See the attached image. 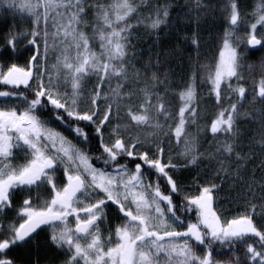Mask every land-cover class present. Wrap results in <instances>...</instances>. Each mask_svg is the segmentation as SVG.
I'll return each instance as SVG.
<instances>
[{
    "label": "snow or ice",
    "instance_id": "1",
    "mask_svg": "<svg viewBox=\"0 0 264 264\" xmlns=\"http://www.w3.org/2000/svg\"><path fill=\"white\" fill-rule=\"evenodd\" d=\"M144 3L0 0L27 25L0 37V264H23L18 251L45 233L64 264H264V214L257 223L253 204V214L224 217L214 207L219 186L209 180L186 190L170 155L175 142L183 167L204 156L216 161L217 173L243 178L255 153L238 151L247 102L257 105L251 119L264 153V60L250 101L244 83L254 75L245 53L264 52V0L254 22L242 20L237 0L224 6L218 60L204 66L218 106L205 130L224 143L207 155L189 131L199 119L195 75L179 93L177 113L160 94L156 72L146 75L151 65L141 70L129 58L137 25L169 23V5L145 17ZM200 7L201 0L189 4L190 11ZM192 43L199 47L197 36ZM106 220L119 223L105 236Z\"/></svg>",
    "mask_w": 264,
    "mask_h": 264
},
{
    "label": "trees",
    "instance_id": "2",
    "mask_svg": "<svg viewBox=\"0 0 264 264\" xmlns=\"http://www.w3.org/2000/svg\"><path fill=\"white\" fill-rule=\"evenodd\" d=\"M137 2L139 3V0ZM237 2L241 8L242 20L254 22L252 12L259 0H237ZM195 3L196 0H145L140 8L141 15L147 17L155 6L167 4L170 6L169 23L161 25L158 30H146L144 27L146 20L137 25L132 39L134 51L129 52V58L135 56L136 66L141 70H143V66L151 65L146 75L151 77L152 72H156L160 94L167 97L172 111L177 113L181 103L179 93L185 89L186 85L193 83L192 78L195 75L196 91L199 96V119L196 124L189 125V131L198 139L199 152L207 155L216 153V148L222 147L224 143L223 135H220V139L214 140L211 132L205 130L217 114L218 106L214 96L209 92L210 85L205 82L206 69L204 66H213L214 62L218 60L223 43L222 37L228 28V20L223 13L228 0H201V7L190 11L189 4L195 7ZM208 5L212 6L211 11L206 10ZM137 18L132 20L133 24H136ZM14 24L21 28L27 26L19 16L13 15L6 8H0V37H3L6 29ZM243 26L242 23L241 36L244 35ZM194 35L198 37V48L192 43ZM240 47L243 48L245 45L241 43ZM23 51L24 45H21V52ZM245 56V64L254 66V75L244 81L245 86L249 89L250 101L253 83H258L260 79L259 64L264 60V52L257 51L254 55L251 52H246ZM19 62L22 64L23 60L21 59ZM245 72L247 74V67ZM91 86L90 84L88 87L91 88ZM256 107L257 105L251 102L245 103L241 111L247 112L249 117L242 116L238 121L240 132L238 151L247 155L250 148L255 150L253 159L248 162V168L243 173V178L237 179L234 175L229 177L224 172L217 173L214 170L218 167L216 161L206 159L204 156L196 165L183 167L185 160L178 156L175 142H173L170 155L180 165L179 169L173 173L174 177L186 190L195 192L198 186L211 180L219 186L216 189L219 195L215 199L214 207L224 217L232 218L245 213L253 214L252 205L255 204L254 220L259 223L261 215L264 214V207H262L264 201L261 200L264 192L259 188V180L264 177V169H261L264 153L259 151L257 142L259 140L258 125L251 119ZM232 161L234 166V156ZM253 174L256 177V183L252 182ZM249 185H251V191H249ZM110 221L107 220L108 227L112 224ZM45 237L42 235L37 241H33L34 248L27 246L18 251L17 255L23 264H37V261L38 264H54L56 262L60 264L64 260L62 258L56 261L54 254L57 252L52 251L49 243L45 241Z\"/></svg>",
    "mask_w": 264,
    "mask_h": 264
},
{
    "label": "flooded vegetation",
    "instance_id": "3",
    "mask_svg": "<svg viewBox=\"0 0 264 264\" xmlns=\"http://www.w3.org/2000/svg\"><path fill=\"white\" fill-rule=\"evenodd\" d=\"M114 222H116L115 224H114ZM111 223H113V224H111L112 226L110 227L111 229H113V231H114V229H115V227L117 226V224L119 223V221H116V220H112V222ZM116 225V226H115ZM108 225H107V230H108ZM106 230V231H107ZM43 235H45V236H47L48 235V233H45V234H43ZM49 243V246H50V248L52 249V251L53 252H57L58 253V255H57V253L56 254H54L55 256H56V261H58L59 259H62V258H64L65 259V255H64V252L62 251V250H60V249H57V248H55V246H53V245H51L50 244V241L48 242ZM30 248H34L35 247V244L32 242L30 245H28ZM55 258V257H54ZM53 264V263H52ZM54 264H58V262H56V263H54ZM60 264H64V260L60 263Z\"/></svg>",
    "mask_w": 264,
    "mask_h": 264
},
{
    "label": "rangeland",
    "instance_id": "4",
    "mask_svg": "<svg viewBox=\"0 0 264 264\" xmlns=\"http://www.w3.org/2000/svg\"><path fill=\"white\" fill-rule=\"evenodd\" d=\"M71 219V218H70ZM110 222H112V221H110ZM109 222V223H110ZM116 222H114V224H115ZM113 224V223H112ZM111 226V225H110ZM107 220L104 222V224L102 225V232H104L105 233V236H106V233H107ZM43 264H47V263H43Z\"/></svg>",
    "mask_w": 264,
    "mask_h": 264
},
{
    "label": "bare ground",
    "instance_id": "5",
    "mask_svg": "<svg viewBox=\"0 0 264 264\" xmlns=\"http://www.w3.org/2000/svg\"><path fill=\"white\" fill-rule=\"evenodd\" d=\"M261 169H264V167L261 166ZM256 175H257V174H256ZM257 177H258V175H257Z\"/></svg>",
    "mask_w": 264,
    "mask_h": 264
}]
</instances>
